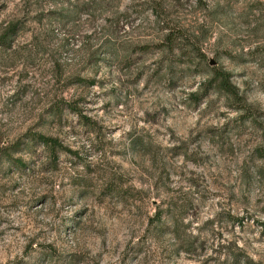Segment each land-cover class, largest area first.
Masks as SVG:
<instances>
[{
  "label": "rangeland",
  "instance_id": "1",
  "mask_svg": "<svg viewBox=\"0 0 264 264\" xmlns=\"http://www.w3.org/2000/svg\"><path fill=\"white\" fill-rule=\"evenodd\" d=\"M262 95L264 0H0V264H264Z\"/></svg>",
  "mask_w": 264,
  "mask_h": 264
},
{
  "label": "trees",
  "instance_id": "2",
  "mask_svg": "<svg viewBox=\"0 0 264 264\" xmlns=\"http://www.w3.org/2000/svg\"><path fill=\"white\" fill-rule=\"evenodd\" d=\"M221 81H222L223 85H226V83H227V80L226 79L224 80L221 77ZM36 137H37V139L39 141H41L42 143H45V144L49 145V147H51V148H54L58 144V141H56L55 139L50 138V137L43 136L41 134H37Z\"/></svg>",
  "mask_w": 264,
  "mask_h": 264
},
{
  "label": "clouds",
  "instance_id": "3",
  "mask_svg": "<svg viewBox=\"0 0 264 264\" xmlns=\"http://www.w3.org/2000/svg\"><path fill=\"white\" fill-rule=\"evenodd\" d=\"M261 99L264 100V95L261 96Z\"/></svg>",
  "mask_w": 264,
  "mask_h": 264
},
{
  "label": "water",
  "instance_id": "4",
  "mask_svg": "<svg viewBox=\"0 0 264 264\" xmlns=\"http://www.w3.org/2000/svg\"><path fill=\"white\" fill-rule=\"evenodd\" d=\"M214 62L213 61H211V63L210 64H213Z\"/></svg>",
  "mask_w": 264,
  "mask_h": 264
}]
</instances>
